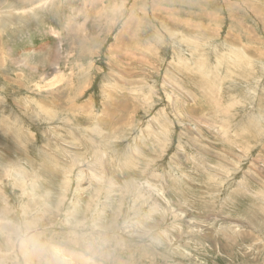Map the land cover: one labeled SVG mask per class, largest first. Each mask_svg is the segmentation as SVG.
<instances>
[{
	"label": "rangeland",
	"instance_id": "rangeland-1",
	"mask_svg": "<svg viewBox=\"0 0 264 264\" xmlns=\"http://www.w3.org/2000/svg\"><path fill=\"white\" fill-rule=\"evenodd\" d=\"M0 264H264V0H0Z\"/></svg>",
	"mask_w": 264,
	"mask_h": 264
},
{
	"label": "clouds",
	"instance_id": "clouds-1",
	"mask_svg": "<svg viewBox=\"0 0 264 264\" xmlns=\"http://www.w3.org/2000/svg\"><path fill=\"white\" fill-rule=\"evenodd\" d=\"M21 241L22 243H25V244L29 243V240L25 236L21 237Z\"/></svg>",
	"mask_w": 264,
	"mask_h": 264
},
{
	"label": "bare ground",
	"instance_id": "bare-ground-1",
	"mask_svg": "<svg viewBox=\"0 0 264 264\" xmlns=\"http://www.w3.org/2000/svg\"><path fill=\"white\" fill-rule=\"evenodd\" d=\"M45 1V0H44ZM47 1V0H46ZM41 2V1H40ZM43 2V1H42ZM29 60V58L28 57H25L24 58V62L26 63L27 61ZM32 66V65H31ZM100 180V179H99Z\"/></svg>",
	"mask_w": 264,
	"mask_h": 264
}]
</instances>
